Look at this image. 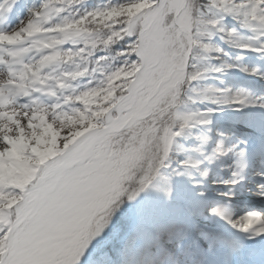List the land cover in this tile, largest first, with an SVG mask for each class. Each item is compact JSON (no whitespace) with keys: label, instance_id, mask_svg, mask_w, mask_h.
Wrapping results in <instances>:
<instances>
[{"label":"snow or ice","instance_id":"1","mask_svg":"<svg viewBox=\"0 0 264 264\" xmlns=\"http://www.w3.org/2000/svg\"><path fill=\"white\" fill-rule=\"evenodd\" d=\"M79 2L0 0V16L20 11L29 17L15 30L0 28V53H7L0 54L6 73L0 79V264H114L117 218L126 202L149 194L163 202L152 209L164 221L155 227L160 258L153 264H237L264 254V93L211 85L190 98L203 107L179 106L185 81L241 67L222 62L190 72L193 47L219 59L224 49L211 41L220 33L231 45L264 54V0H208L216 10L211 17L194 16L191 0H116L51 23L63 5ZM239 29L255 33L249 40L259 43H240ZM33 35L41 38L15 47ZM121 41L122 66L113 71L104 72L103 55L90 61L91 69L80 63L97 47L108 51ZM33 50L38 56L25 62ZM65 64L71 67L57 71ZM89 70L103 78L77 90L74 81ZM241 70L264 79L256 67ZM97 98L104 104L93 110ZM69 103L78 106L67 112ZM147 116L148 132L129 149L139 154L137 164L110 166L112 137ZM57 121L67 124L57 128ZM77 121L84 126L64 136L63 128ZM53 139L58 147L48 155L40 145ZM16 157L23 175L13 170ZM253 158L261 165L253 172L261 181L255 190L247 182ZM245 195L260 203L237 211L232 200ZM129 219L125 250L145 234L149 214L142 208Z\"/></svg>","mask_w":264,"mask_h":264},{"label":"trees","instance_id":"2","mask_svg":"<svg viewBox=\"0 0 264 264\" xmlns=\"http://www.w3.org/2000/svg\"><path fill=\"white\" fill-rule=\"evenodd\" d=\"M192 2L194 4V6H192L194 16H199V14L202 12L205 15V17H211L216 12L215 9H210L207 6L208 0H196V1L191 0V3ZM110 3L114 4L116 3V0H80L79 3H73L71 5L65 4L63 5L64 11L60 12L58 15L54 14V19L52 20L51 23L54 24L60 21L64 17L79 19V16L84 13L85 9L91 10L101 6L104 7L106 5H109ZM57 7H61V5H57ZM227 23L229 24V26H235L239 28V25L234 20L229 19ZM47 26L48 25H45V27ZM96 26L97 25H88V27H96ZM99 27H101L102 32L104 33H107L109 31L108 29L103 28V26H99ZM239 30L241 32V35L236 37L235 39H237L240 43H246V42H252L254 44L259 43V41L256 40H251V41L249 40V38L253 37L255 33L247 31L246 29H239ZM195 31L196 29L193 28V32ZM221 35L223 34L217 33V35L213 37L211 41V43H213L215 46H219L224 49V53L220 54V58L219 59L215 58L217 55L215 52L206 53L202 51L200 47H193L191 52V59L189 62L190 64L189 71L191 72V71L203 70L205 68H210L213 65H219L222 62L240 65L241 66L240 69L233 68L226 70L224 73H216L213 71H209L205 74V77L199 80H192L190 82L185 81L182 87V91L180 93L179 106H186L187 108L193 111L196 110L198 107H203V105H200L198 99L196 100V102H193V99L190 98H197L199 91H202L203 89L211 85H217L219 87L234 86L236 79L242 77L243 71L241 69L245 67L246 63H250L254 61L256 63H260L261 64L260 67L264 66L263 54L253 52L247 49H241L234 45H231L227 43L225 40L220 39ZM39 38L41 37L37 36L35 39H39ZM201 39L206 40L207 38L202 37ZM122 43L124 42L121 41L114 44L112 48L108 51H104L100 47H97V49L94 50V54L92 57H87V59L81 60L80 63L82 65L88 64L89 68L91 69L95 67V65L91 64L90 61L94 60L98 56H102V55L107 56L108 60L102 62V67L105 73L111 72L123 62V58L118 55V50ZM69 46L70 45H66V47ZM78 47H84L83 43H80ZM30 53H36V55L38 56V53L35 50L29 52L28 54ZM70 67L71 65L65 64L60 69H57V71H61L62 68L68 69ZM260 67L257 68L261 71ZM98 78L100 79L103 78V74L101 72L99 71L92 72L91 70H89L88 74L85 77H83L80 80L74 81V84L78 89L85 85L92 84L95 81V79ZM221 81H223V83H221ZM121 83H123V81H121ZM39 94L40 93H34V95H39ZM44 97L50 99L47 96ZM50 100H55V98H52ZM60 102L63 104L62 99ZM103 104L104 103L100 104V106ZM74 105L77 104L69 103L67 105H63V107L67 111H72V109L75 107ZM143 122H145V120L141 121V123ZM160 122L161 124H163L162 120ZM124 133H129V132L125 131ZM129 137L130 134H127V138ZM133 145L136 144L133 143ZM16 161H17V167L13 170L17 174L23 175L26 172V168L22 166L19 157H16ZM0 173H3V165H0ZM132 213H133L132 202H130V204L126 202L124 212L120 215L121 218L123 216L126 225L123 229V232L119 234V236L116 238L112 248V257L114 264H145V261L147 262L149 258L155 259L158 256L156 249L152 251V255L146 252V248L148 246H153V242L155 238L154 234H151L148 237L141 236L140 238L137 239L136 246L132 244L131 246L127 247V249L125 250L124 246L126 244V238L129 232L131 231V220L129 219V217L132 216Z\"/></svg>","mask_w":264,"mask_h":264},{"label":"rangeland","instance_id":"3","mask_svg":"<svg viewBox=\"0 0 264 264\" xmlns=\"http://www.w3.org/2000/svg\"><path fill=\"white\" fill-rule=\"evenodd\" d=\"M25 2L28 3L30 6H36L39 4L40 0H25ZM192 4H193V2H192ZM192 6H194V4ZM22 18H23V20H27L29 17H27L26 15H23L20 11H15L12 14L7 15L6 17L0 16V28L6 29V30H15L16 28H19L21 26L20 22H21ZM35 36L36 35L28 36L22 43L15 45V47H17V48L27 47L28 45L31 44V42L33 41V38H35ZM3 47L5 49H8L10 46L5 44ZM0 54L4 55L5 57L7 56L6 52L0 53ZM24 61L28 62L25 58H24ZM119 66H122V64H120ZM5 77H6V73L3 72L2 70H0V79H3ZM99 82H100V79H98V81H95L94 83H92L90 86H95ZM256 82L264 85V79H262L261 77L257 78ZM80 88H82V87H80ZM80 88H78L77 90H79ZM256 91L264 93V90L255 89V92ZM42 100H44V99H42ZM46 103H52V102H46ZM102 103H104V101L101 98H97V103L94 105H91L92 106L91 108L93 110H95L97 108V106L99 107L100 104H102ZM74 106H75L74 108H76L78 105H74ZM13 107L19 108L20 106H19V104H17V105H13ZM180 108L184 111H191L184 106H180ZM20 111L23 112L24 110L20 109ZM65 111H67V110H65ZM67 112H71V111H67ZM255 118L257 120L261 119V117L259 116L258 113L255 115ZM143 120H145V122L141 123V121H143ZM143 120L138 121V122L137 121L134 122L131 126L127 127V129L120 130L119 132H117L112 137L111 147L108 151V157L109 158L107 160V163L110 166H112V167L134 166L137 164L138 159H139V154L136 152H132L129 149H131L134 146L133 143L138 144L139 141L144 138L145 133L148 132L149 126L152 124L151 116H148V118H145ZM158 123L161 124L160 121H158ZM64 124H67V121H57L56 127L61 128ZM83 126H84L83 123H81L79 121H77V123H75V124L68 125L67 127L63 128V135L67 136V137H72L73 133H75L78 128H82ZM125 131H128L129 133H124ZM127 134H130L129 138H127ZM151 135L152 134L149 132L148 133L149 138H151ZM45 139H46V137H45ZM153 143H154V141H153ZM40 147L42 149L46 150V154L51 155L57 149L58 144H57V141L55 139H53L50 143H47V144L42 143L40 145ZM250 174L248 175V179H247L248 186L252 187L255 190V185L257 182L249 179L253 176V172L251 171ZM2 178H3V173H0V179H2ZM258 178L259 177L257 176V179ZM258 180H260V178ZM239 200H245V201L249 202V205H253V204L258 205L256 202L260 203L259 200H257L254 196H251V195H245V196L241 197ZM239 200H236V199L232 200V203L234 205H237V208H236L237 211H240L245 207L244 205H241L242 203L239 202ZM160 203H162V201L157 196H155L154 194H149L147 196L142 195L140 199H138L136 202H133L134 206H133V210H132L133 211L132 215L136 214L138 212V210H140L142 208H146L148 211L149 220L147 223L146 232L144 234L146 236L151 234L154 231L157 224L164 222L162 218H160L159 216H156L155 213L152 211V208H154L156 205H159ZM117 223L120 226V233L119 234H121L123 232L125 225H126V222L123 219V216H122V218L120 216L117 218ZM220 230H222V229H220ZM135 243H136V241L133 244H135Z\"/></svg>","mask_w":264,"mask_h":264},{"label":"bare ground","instance_id":"4","mask_svg":"<svg viewBox=\"0 0 264 264\" xmlns=\"http://www.w3.org/2000/svg\"><path fill=\"white\" fill-rule=\"evenodd\" d=\"M253 161H254V162L256 161V162H259V163H260L259 159H257V158H253ZM253 161H252V162H253ZM252 172H253V171H252ZM250 173H251V172H249V174H250ZM250 175H251V174H250ZM249 179L252 180V181H256V182H257L256 184H258V183L261 182L260 180H258L259 178L257 179V176H254V175H253L251 178H249Z\"/></svg>","mask_w":264,"mask_h":264},{"label":"water","instance_id":"5","mask_svg":"<svg viewBox=\"0 0 264 264\" xmlns=\"http://www.w3.org/2000/svg\"><path fill=\"white\" fill-rule=\"evenodd\" d=\"M145 118V117H144ZM143 119V118H142ZM137 120H139V119H137ZM134 121H136V120H134ZM134 121H132L128 126H130ZM128 126H126V127H128ZM126 127H124V128H126ZM123 129V128H122Z\"/></svg>","mask_w":264,"mask_h":264}]
</instances>
